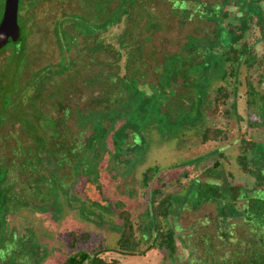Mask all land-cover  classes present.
I'll use <instances>...</instances> for the list:
<instances>
[{
  "label": "rangeland",
  "instance_id": "374dc122",
  "mask_svg": "<svg viewBox=\"0 0 264 264\" xmlns=\"http://www.w3.org/2000/svg\"><path fill=\"white\" fill-rule=\"evenodd\" d=\"M4 1L0 0V8ZM96 1L19 0L17 21L23 34L22 62L14 73V66L13 70L9 69L14 60L12 51L18 46L7 44L0 52V264H57L76 251L93 253L98 248L107 250V257L117 255L119 264H163L164 261L166 264H261L264 259V112L248 106L245 65L237 66L236 79L222 81L213 70L211 57L205 62L211 72L207 85L210 103L216 86L223 83L231 90L226 105L218 113L206 109L204 118L205 125L216 123L225 127L226 139L200 142V130L193 123L198 117L202 94L198 86H192L195 75L191 74L192 78L178 79L174 95L160 111L167 112L166 109H173L178 103L186 106L188 99L183 95L193 91L189 101L192 111L182 113L184 117H177V112L164 116L159 126L145 127L142 133L127 131L126 139L116 147L111 138L88 147L86 143L94 132L97 116L93 122L85 121V117L89 112L96 115L107 110L108 106L101 100L108 86L87 84L91 75L87 72L92 69L86 68L88 63L82 58L85 53L81 51V35L77 38L79 45L63 38L59 43L54 28L60 25L65 33H76L72 15L92 17ZM243 1L239 15L251 10L250 0ZM169 2L182 9L179 1ZM110 3L114 9L117 0ZM209 4L199 7L192 15L191 6L177 14L165 0H147L149 12L159 23L157 29H147L146 12L134 9L136 17L131 18L138 26L132 33L139 40H146L142 47L146 58L142 70L147 83H156L153 65L162 64L169 55L186 51L191 39L202 55L205 51L220 53L221 48L215 45L218 34L227 45L225 29L218 21L215 31L214 20L198 19L207 15L217 17V8ZM189 9L192 20L186 17ZM230 21L231 18L224 20ZM248 41L252 52L261 59L264 53L257 29L252 30ZM195 58L194 66L198 65L200 56ZM64 59L74 62L71 70L53 74L54 70L64 68ZM186 63L192 62L186 60ZM261 69V83H257L254 70L252 79L256 90L264 93V65ZM36 76L37 83H33ZM231 103L234 110L229 116L223 115L222 109H230ZM103 124L108 127L110 122ZM242 134L256 141L248 154L253 174L243 172L236 162ZM215 161L218 168L225 170L224 179L205 177L204 181L220 187L225 180L229 186L235 185L236 207L241 210L239 216L227 220L230 235L227 240L218 235L221 225L217 219L218 201L198 205L194 202L193 186L203 181L201 170ZM153 164L160 168V181L168 184L164 191L176 193L173 213L164 220L176 233L179 243L176 259H166V252L156 249L134 254H118L115 250L120 224L115 202H124L137 219L138 213L145 209L144 201L129 198L128 191L136 185L141 172ZM71 232L76 237L87 233L88 237L77 238L74 247H69Z\"/></svg>",
  "mask_w": 264,
  "mask_h": 264
},
{
  "label": "trees",
  "instance_id": "16d2710c",
  "mask_svg": "<svg viewBox=\"0 0 264 264\" xmlns=\"http://www.w3.org/2000/svg\"><path fill=\"white\" fill-rule=\"evenodd\" d=\"M165 1L171 4V10L178 11L177 14H182L183 11H187L188 7L191 6L194 10L193 15L199 7L209 4L203 0H177L182 8L180 9L175 7L169 0ZM232 1L221 0V2L216 4L211 3L209 5L217 8V17L207 15L198 18L214 20L216 24L215 31L218 29L217 21L225 29L227 45L225 46L223 38L219 39V34L215 41V45L221 48L220 53L211 54L205 53V51L202 55L199 47L194 48L196 42L191 39V43L185 47L186 51L169 55L162 64L155 63L153 65L151 70L155 75L156 83H147L145 81V73L142 70L144 68L142 65L146 59L145 54H142V47L146 40H139L132 33L134 27L138 26L136 20L131 18L136 17L134 9L138 10L141 8L143 12H146L147 29H157L159 27L158 21L149 12L147 0H117V5L114 9L111 7L110 0H97L94 3L95 12L92 17L81 18L78 14L72 15L73 19L71 22L77 28L76 33L69 35L65 33L64 28L60 25L55 26L54 34L59 43L60 38L77 43L78 35H81L83 42L79 44L81 51L85 54L78 57L81 58L82 56V58L86 59L88 63L86 68L92 69L87 72L91 74L86 81L87 84L93 86V83H102L108 86V92L104 96L102 95L104 98L101 100L108 106L107 110H100L96 115L93 112H89L85 117V121L91 120L93 122L94 116H97V120L93 122L94 132L89 136L86 143L88 147L106 143L109 138H111L112 144L116 147L120 141L126 139L127 131L133 132L137 130L142 133L145 127L149 125H152V127L154 124L159 126L163 122L164 116L178 112L179 116L177 115V117H181L185 111L191 112L192 106L189 101L193 91L189 92L188 95H183L184 98L188 99L185 100L188 108L185 104L181 106L182 103H178L173 109L169 107L166 109L167 112H160L164 107V103L169 100L170 96L174 95V87H176L178 79L181 77L186 80L187 76L191 77V74L195 75L192 80V86H198L200 88L199 92L202 94L200 105L198 106L199 109H197L198 117L193 123L200 130V142H218L226 139L227 130L221 124L212 123L211 125H205V110L207 109L212 114L218 113L219 109L226 105L232 95L228 86L222 83L215 87L210 103L207 85L211 81V72L209 65L205 63L208 57H211L212 61L210 63H213V70L217 72L222 81L227 78L236 79L238 74L237 66L245 65L247 71L245 75V92L248 106L255 107V109L258 108L259 111L264 112V93L256 90L252 79L254 76L252 71L254 70L256 73L255 77L258 78L257 83L262 81V72L260 70H262L261 67L264 65V54L261 59H258L252 52V46L248 41V36L252 30L257 29L264 53V0H250L251 10L240 15L238 10L245 2L243 0ZM196 2L199 4L195 7ZM228 6L235 7V10H230ZM3 10L4 6L0 8V20ZM190 13L191 10L189 9L186 16L188 20H192ZM79 18L81 21H79ZM227 18H231V21L225 23L224 20ZM66 22L68 21L66 20ZM20 30L19 40L7 43L15 47L18 46L17 49L14 48V51H12L14 60H12L9 70H13L12 66H14L13 73L22 62L23 34L21 27ZM6 45L0 49V52L7 48ZM208 50L212 51V48H208ZM62 56L65 58V55L62 54ZM196 56H200V60L197 59L196 63L198 65L194 66ZM186 60L192 63L188 65ZM73 63L72 59L66 60L64 68L54 70L53 74L55 72L61 75L65 71L71 70L70 67ZM258 72L260 73L258 74ZM37 80L38 76L32 79L33 83H37ZM49 80V83L53 81L51 78ZM168 93L169 95H167ZM234 108L233 103H231L230 109L226 107L222 109L223 115L229 116ZM103 121H109V126L105 127ZM255 145L256 141L253 138L244 134L240 135L236 162L245 173L253 174L248 154L255 148ZM216 161L201 170L200 174L203 181L195 183V186H193L196 191L194 202L198 205L204 201H218L217 219L221 224L218 229V235L227 240L230 236L227 220L239 216L241 210L236 207L235 185L229 186L225 180L222 182L223 187H220V185H212L204 181L205 177L224 179L225 170L218 168ZM159 171L160 168L157 164L147 166L141 172L136 185L128 191L129 198H140L144 201L145 209L138 213L137 219L126 208L124 202H115L117 218L120 221L115 249L118 254H134L144 250L156 249L165 251L167 254L166 259L171 257L176 259L178 255L177 246L179 243L176 233L172 227L166 226L164 223V220L173 213L176 193L164 191L168 184L165 181H160ZM70 236L69 247H74L77 238L80 237L84 240L88 237L87 233H82L76 237L72 232ZM144 244L146 248L142 249ZM106 252L107 250L101 248L94 250L93 253L79 250L57 264H119L117 255L107 257L105 256ZM163 264H166V261ZM261 264H264V259Z\"/></svg>",
  "mask_w": 264,
  "mask_h": 264
},
{
  "label": "water",
  "instance_id": "95a60500",
  "mask_svg": "<svg viewBox=\"0 0 264 264\" xmlns=\"http://www.w3.org/2000/svg\"><path fill=\"white\" fill-rule=\"evenodd\" d=\"M19 0H5L2 18L0 20V49L9 41L16 42L20 38L18 24Z\"/></svg>",
  "mask_w": 264,
  "mask_h": 264
}]
</instances>
